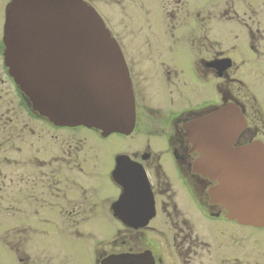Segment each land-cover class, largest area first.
<instances>
[{"label":"flooded vegetation","instance_id":"af4514ba","mask_svg":"<svg viewBox=\"0 0 264 264\" xmlns=\"http://www.w3.org/2000/svg\"><path fill=\"white\" fill-rule=\"evenodd\" d=\"M161 4L155 8L164 24L169 21L164 39L125 42L102 17L121 47L132 82L136 123L130 134L56 126L36 112L6 64L3 26L0 194L10 189L15 223L41 220L48 227L62 221L57 230L62 240L94 239V264L97 234L89 226L98 220L121 225L116 229L121 237L110 243L99 264L123 253L149 254L153 264H220V219H228L211 196L220 184L195 170L200 154L188 128L235 104L248 124L237 146L264 144L255 110L264 107V0ZM143 12L155 27L151 8ZM82 223L89 224L87 236ZM18 230H12L14 244L23 233ZM31 230L48 234V229L26 227L24 236ZM15 247L21 264H61L47 245L39 247L42 258L20 244ZM69 258L77 264L72 253Z\"/></svg>","mask_w":264,"mask_h":264},{"label":"water","instance_id":"95a60500","mask_svg":"<svg viewBox=\"0 0 264 264\" xmlns=\"http://www.w3.org/2000/svg\"><path fill=\"white\" fill-rule=\"evenodd\" d=\"M6 64L33 108L61 127L84 126L105 135L130 134L135 98L121 47L86 0H11L5 13ZM247 127L228 104L192 123L195 170L219 186L212 200L226 217L264 228V144L236 146ZM149 254H112L102 264H153Z\"/></svg>","mask_w":264,"mask_h":264},{"label":"rangeland","instance_id":"374dc122","mask_svg":"<svg viewBox=\"0 0 264 264\" xmlns=\"http://www.w3.org/2000/svg\"><path fill=\"white\" fill-rule=\"evenodd\" d=\"M10 1L0 0V38L3 36L5 8ZM89 1L97 5L95 8L103 18L107 17L120 40L126 39L128 42L135 43L137 39H164L168 36L166 26L169 21L167 20L165 25L163 23V15L160 12L158 13L155 8L159 4L162 5V0H160V3L159 0H149L150 3H146L148 6L142 0H122L123 2L118 4L115 3L116 0ZM204 2L205 0H199V3ZM150 8L155 27L148 20L149 17L144 15V12L143 15L141 14L143 9ZM185 30V27H183L178 35H183L182 33ZM255 110L262 137V134H264V107ZM253 125L254 122L251 121L250 127H253ZM262 138L264 139V137ZM9 190L7 187L6 191L0 194V196H3V198H0V201L3 202V204H0V264H21L14 251L16 244H20L22 249L26 247L25 251L27 250L32 255H39V258H42L43 254L39 247L47 245L49 253L61 264H63V260L65 264H73L69 258V253L74 255V260L77 261V264H94L91 248L94 239L84 238L78 243L69 239L62 240L63 235L60 234L61 236H59L57 230L60 227L58 225L62 227L64 222L51 221L53 225L48 227L41 220H17L15 223L9 214L11 204ZM88 225L82 223L80 227L86 236L88 235V230H86ZM14 226L18 227L19 233L20 231L23 232L17 236L16 244H14L15 239L12 233ZM120 226L118 221L109 220L93 221L91 226H89L94 234H97L95 236L97 264H99L104 252L106 254L110 252V243L121 237L116 231ZM26 227L37 229L38 231L48 229V234L42 236L41 233L31 230L27 236H24ZM208 264L211 263L209 262ZM220 264H264V230L220 219Z\"/></svg>","mask_w":264,"mask_h":264}]
</instances>
